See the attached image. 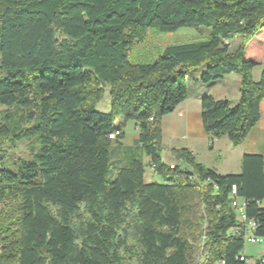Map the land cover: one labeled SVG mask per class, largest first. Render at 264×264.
<instances>
[{"label": "trees", "instance_id": "1", "mask_svg": "<svg viewBox=\"0 0 264 264\" xmlns=\"http://www.w3.org/2000/svg\"><path fill=\"white\" fill-rule=\"evenodd\" d=\"M180 28L207 34L129 61L148 31ZM195 69L202 83L239 76L235 104L200 98L209 145H239L264 98V0H0V151L10 136L38 143L16 171L0 168V264H248L242 236L229 232L230 189L264 235L261 155L244 154L229 174L187 148L171 150L185 167L160 157L161 119L187 98ZM105 86L106 112L96 106ZM128 121L137 145L120 147ZM143 156L161 182L144 181Z\"/></svg>", "mask_w": 264, "mask_h": 264}, {"label": "crops", "instance_id": "2", "mask_svg": "<svg viewBox=\"0 0 264 264\" xmlns=\"http://www.w3.org/2000/svg\"><path fill=\"white\" fill-rule=\"evenodd\" d=\"M256 69L257 72L254 73ZM261 70L262 65H257L252 69L253 81L259 80ZM198 74H192L186 80L187 98L172 113L164 115L161 119V139L163 141L164 138L166 139L168 153L171 155L172 149L187 148L198 162L221 174L238 173L241 169L242 156L255 154L261 155L264 169V98L259 103V119L243 142L233 146L228 138L223 136L214 138L209 145L210 136L203 131L201 124L200 98L203 94H210L215 99H227L233 105L239 97L240 78L237 74L231 73L216 81L202 83L198 81ZM125 124L126 122L120 125L123 135L118 139L117 144L120 147L137 145L138 128L136 124L134 123L136 129L134 135L128 134L126 128L124 129ZM147 160L148 158L143 156V161ZM185 166L184 164L182 167ZM223 168L226 170L221 172L219 169ZM156 176L155 173L152 179L147 180L144 173V181L161 182L162 180H156Z\"/></svg>", "mask_w": 264, "mask_h": 264}, {"label": "rangeland", "instance_id": "3", "mask_svg": "<svg viewBox=\"0 0 264 264\" xmlns=\"http://www.w3.org/2000/svg\"><path fill=\"white\" fill-rule=\"evenodd\" d=\"M207 31L205 28L193 29V28H180L174 32H159L157 30H150L141 42L134 44L129 53V61L133 64H140L150 62L157 56V54L166 46L171 44H177L181 42H188L192 40H197L199 38L206 37ZM239 42V38L232 39V47H235ZM138 61V62H137ZM137 62V63H136ZM197 69L192 70V74L197 73ZM256 73L257 69L254 70ZM189 77V76H188ZM216 81V80H215ZM102 94L99 100L96 102V106L101 111H109V90L105 86L102 89ZM14 108L8 110L9 112H14ZM4 107H0V123L3 121ZM118 123L121 120L117 119ZM126 128V129H125ZM128 134L134 135L136 129L134 128V122L128 121L124 127ZM13 136L6 137L2 141V151H0V168L16 171L21 160L32 159L33 154L38 150V143L30 138L29 140H24L19 143L12 140ZM161 150L160 157L166 164H176L180 167L184 165V162L177 160L174 156L170 155L167 151V142L161 139ZM114 146V145H113ZM112 146V147H113ZM146 163V162H145ZM224 172L226 169H219ZM155 174L154 167L146 163L145 167V178L147 180L152 179ZM156 180H162L159 175L156 176ZM200 213H204V206L201 205ZM263 247L260 245H252L250 243L244 244L243 252L248 257V262L251 263L254 258H256L260 252H263ZM198 257V256H197ZM200 260V258H199Z\"/></svg>", "mask_w": 264, "mask_h": 264}, {"label": "built area", "instance_id": "4", "mask_svg": "<svg viewBox=\"0 0 264 264\" xmlns=\"http://www.w3.org/2000/svg\"><path fill=\"white\" fill-rule=\"evenodd\" d=\"M149 121H152V117L149 118ZM120 134V130H113L109 135V139H115ZM153 167V166H152ZM170 168L173 167L172 164L169 165ZM230 199L231 205L234 209L236 224L233 225L229 232L232 234H238L242 236L244 244L250 243L252 245H260L264 250V235L256 234L255 229L257 227V222L255 219L247 217L244 212L245 203L236 195L235 185H231L230 189ZM238 259L245 261L248 264H254L257 260H264V251L253 259L251 263L248 262V257L243 251L239 253ZM223 263V262H221Z\"/></svg>", "mask_w": 264, "mask_h": 264}]
</instances>
